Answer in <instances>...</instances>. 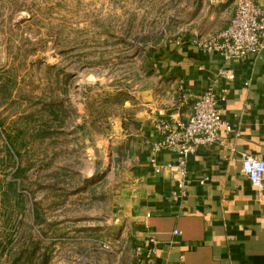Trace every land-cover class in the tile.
<instances>
[{"label":"rangeland","instance_id":"374dc122","mask_svg":"<svg viewBox=\"0 0 264 264\" xmlns=\"http://www.w3.org/2000/svg\"><path fill=\"white\" fill-rule=\"evenodd\" d=\"M231 3L0 0V264H148L112 215L140 112L169 88L161 57Z\"/></svg>","mask_w":264,"mask_h":264},{"label":"crops","instance_id":"0c3cea01","mask_svg":"<svg viewBox=\"0 0 264 264\" xmlns=\"http://www.w3.org/2000/svg\"><path fill=\"white\" fill-rule=\"evenodd\" d=\"M254 1L264 9V0ZM231 4L229 21L235 0ZM191 38L175 42L174 52L160 59L169 88L162 97L153 94L140 112L143 142L115 194L112 215L136 235L144 256L152 250L148 264H264V188L252 185L241 169L245 154L264 160V48L253 59L229 60ZM207 88L225 97L223 115L232 130L189 155L187 183L178 192L168 169L156 172L150 163L151 145L162 137L155 120L159 112L186 119L190 93ZM175 159L173 152L156 155L161 166Z\"/></svg>","mask_w":264,"mask_h":264},{"label":"built area","instance_id":"2783aa9c","mask_svg":"<svg viewBox=\"0 0 264 264\" xmlns=\"http://www.w3.org/2000/svg\"><path fill=\"white\" fill-rule=\"evenodd\" d=\"M208 1L215 3L219 0ZM197 45L206 51H216L229 60L255 58L264 48V9L254 0H235L234 14L229 23ZM222 74L228 79L233 78L231 72L222 71ZM190 95L194 97V101L192 112L186 119L179 116L165 117L164 113L159 112L155 128L162 137L151 145L150 153L153 170L159 172L167 168L176 181L178 192H183L187 183L185 176L189 155L199 146L214 144L221 131L229 133L232 130L223 115L224 96H218L209 88ZM161 151L175 153L176 159L164 166L159 165L156 155ZM241 169L252 185L258 189L264 188V160L245 154L241 160ZM151 251L146 249L145 257Z\"/></svg>","mask_w":264,"mask_h":264}]
</instances>
